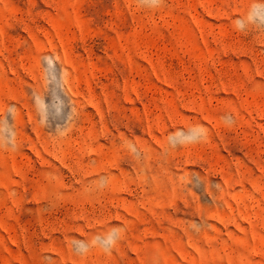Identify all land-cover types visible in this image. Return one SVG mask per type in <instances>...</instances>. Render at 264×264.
<instances>
[{"label": "rangeland", "instance_id": "1", "mask_svg": "<svg viewBox=\"0 0 264 264\" xmlns=\"http://www.w3.org/2000/svg\"><path fill=\"white\" fill-rule=\"evenodd\" d=\"M261 17L0 0V264H264Z\"/></svg>", "mask_w": 264, "mask_h": 264}, {"label": "clouds", "instance_id": "2", "mask_svg": "<svg viewBox=\"0 0 264 264\" xmlns=\"http://www.w3.org/2000/svg\"><path fill=\"white\" fill-rule=\"evenodd\" d=\"M163 3V0H152V6H160ZM251 18V17H249ZM262 20H264V17H261ZM239 22L237 21V24ZM53 59H56L54 56H45L44 61L48 64L49 68L53 67ZM113 239L109 238L106 241L107 245H111L113 243ZM107 250V249H106ZM81 251H86V247L82 248Z\"/></svg>", "mask_w": 264, "mask_h": 264}]
</instances>
